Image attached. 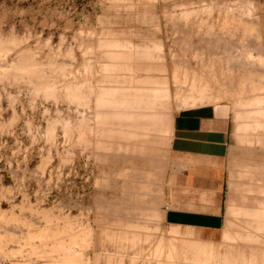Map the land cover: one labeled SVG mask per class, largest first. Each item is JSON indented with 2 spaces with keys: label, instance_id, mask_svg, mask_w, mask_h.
Instances as JSON below:
<instances>
[{
  "label": "rangeland",
  "instance_id": "rangeland-1",
  "mask_svg": "<svg viewBox=\"0 0 264 264\" xmlns=\"http://www.w3.org/2000/svg\"><path fill=\"white\" fill-rule=\"evenodd\" d=\"M221 101L225 223L169 225L173 116ZM0 264H264V0H0Z\"/></svg>",
  "mask_w": 264,
  "mask_h": 264
},
{
  "label": "crops",
  "instance_id": "crops-1",
  "mask_svg": "<svg viewBox=\"0 0 264 264\" xmlns=\"http://www.w3.org/2000/svg\"><path fill=\"white\" fill-rule=\"evenodd\" d=\"M235 115L229 101L184 107L174 114L170 151L178 170L168 192L174 205L164 209L169 225L211 232L223 227Z\"/></svg>",
  "mask_w": 264,
  "mask_h": 264
},
{
  "label": "built area",
  "instance_id": "built-area-1",
  "mask_svg": "<svg viewBox=\"0 0 264 264\" xmlns=\"http://www.w3.org/2000/svg\"><path fill=\"white\" fill-rule=\"evenodd\" d=\"M168 208H170V205L169 204H166L165 205V209H168Z\"/></svg>",
  "mask_w": 264,
  "mask_h": 264
},
{
  "label": "bare ground",
  "instance_id": "bare-ground-1",
  "mask_svg": "<svg viewBox=\"0 0 264 264\" xmlns=\"http://www.w3.org/2000/svg\"><path fill=\"white\" fill-rule=\"evenodd\" d=\"M166 87V86H165ZM157 88V87H156ZM165 89V88H164ZM197 101V100H196ZM191 102H193V100L191 101Z\"/></svg>",
  "mask_w": 264,
  "mask_h": 264
}]
</instances>
